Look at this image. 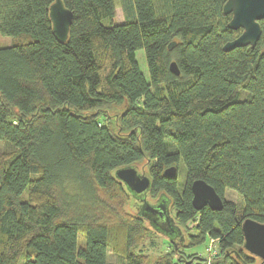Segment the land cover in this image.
Instances as JSON below:
<instances>
[{
	"label": "trees",
	"instance_id": "1",
	"mask_svg": "<svg viewBox=\"0 0 264 264\" xmlns=\"http://www.w3.org/2000/svg\"><path fill=\"white\" fill-rule=\"evenodd\" d=\"M54 1L0 0V264H264L242 230L264 222V18L255 46L225 50L243 31L227 0H63L62 41ZM140 164L183 236L154 256L163 233L115 175ZM181 165L179 189L165 170ZM198 178L221 209L193 206Z\"/></svg>",
	"mask_w": 264,
	"mask_h": 264
},
{
	"label": "water",
	"instance_id": "2",
	"mask_svg": "<svg viewBox=\"0 0 264 264\" xmlns=\"http://www.w3.org/2000/svg\"><path fill=\"white\" fill-rule=\"evenodd\" d=\"M226 14L232 17L228 23L232 29L243 28L241 34L224 45L225 50H230L243 45L255 46L260 40L262 28L260 20L264 18V0H227L223 6ZM50 19L55 35L62 41L67 40L73 12L67 8L63 0H55L50 6ZM172 72L179 74V68L175 61L171 62ZM177 168H166L165 174L176 176ZM116 177L124 182L131 193L142 201L141 214L165 236L174 242V237L181 235L182 230L171 214V198L161 194L151 203L147 200V193L151 187L149 176L139 172L134 165L120 167L115 171ZM193 206L201 210L209 206L214 210L223 207V198L215 188L203 179H195L192 182ZM244 234V247L252 254L264 260V222L247 217L242 222Z\"/></svg>",
	"mask_w": 264,
	"mask_h": 264
},
{
	"label": "rangeland",
	"instance_id": "3",
	"mask_svg": "<svg viewBox=\"0 0 264 264\" xmlns=\"http://www.w3.org/2000/svg\"><path fill=\"white\" fill-rule=\"evenodd\" d=\"M117 17L120 21H122L124 19V16H123V12H122V9L121 7H117ZM14 41V36H11V35H2L0 33V47H4V46H8L10 45L12 42ZM136 58H137V61H138V64H139V67L141 69V71L145 74V76H149V73H148V67H147V61H146V57H145V53H144V50L143 49H139L137 50L136 52ZM4 148V144L2 142H0V149H3ZM139 170V172H142L143 174L147 175L146 174V168L143 164H140L139 166H136ZM145 168V170L143 169ZM186 177H185V171H184V168L183 166L181 165L179 167V170L177 172V180H178V187L179 189H182L183 188V185H184V181H185ZM225 197L229 198V199H232V200H240V197L238 194H236L235 192L233 191H228L226 194H224ZM155 202V201H154ZM172 216H174V212L171 213ZM155 243L153 245V249L152 248V245H149V252H151V255H155L156 253H159L161 252L162 250H165L167 248H169V244L167 242V239H166V236L163 235H157L156 238L154 239ZM187 241H185L186 243ZM215 246L213 244H209L208 242H205L195 248H189L187 250V252H199V253H202L204 256H207L208 254H211L213 253V251H215L214 248ZM147 250V251H148ZM111 260L114 261L115 260V257L114 255H111Z\"/></svg>",
	"mask_w": 264,
	"mask_h": 264
}]
</instances>
